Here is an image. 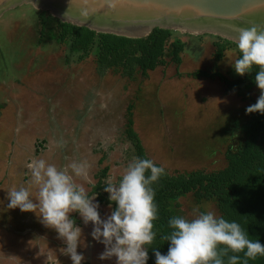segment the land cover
I'll return each mask as SVG.
<instances>
[{
  "label": "rangeland",
  "instance_id": "1",
  "mask_svg": "<svg viewBox=\"0 0 264 264\" xmlns=\"http://www.w3.org/2000/svg\"><path fill=\"white\" fill-rule=\"evenodd\" d=\"M173 32V38L186 42L182 63L128 78L100 69L93 55L80 60L81 53H71L64 44H37V10L31 5L0 17V264H73L62 251L64 241L38 212L8 207V192L27 187L36 197L27 169L32 158L58 168L87 160L88 176L74 179L88 193L104 167L106 178L118 182L136 158L124 134L129 106L147 156L169 174L225 167L226 152L238 146L240 125L248 119L249 102L242 96L257 98L260 90L255 84L229 92L218 80L189 77L198 69H214L217 36ZM235 60V50H229L217 63L229 79L241 76L232 66ZM178 203L187 219L196 208L219 216L213 201H198L192 194ZM112 211L110 205H99L102 219ZM76 219L82 229L81 264H116L115 257L99 259L105 246L91 236L92 223L85 225L79 213Z\"/></svg>",
  "mask_w": 264,
  "mask_h": 264
},
{
  "label": "clouds",
  "instance_id": "2",
  "mask_svg": "<svg viewBox=\"0 0 264 264\" xmlns=\"http://www.w3.org/2000/svg\"><path fill=\"white\" fill-rule=\"evenodd\" d=\"M240 58L232 66L238 75L251 73L258 66L255 83L260 90L257 102L246 109V114H264V28L252 26L238 30L235 41ZM63 147V143L59 144ZM91 165L87 160H73L58 168L45 159L32 158L27 164L29 185L36 188V197L27 187L13 188L8 192L9 208L22 212L39 213L42 223L58 233L73 264L85 259L77 252L82 229L75 225L71 213H79L83 223L93 225L91 236L102 243L105 250L99 259L116 258V264H146L148 247L156 239L153 231L158 218V206L154 202L152 185L166 174L165 168L156 166L151 159L135 158L130 162L122 178L113 182L106 178L104 191L116 207L102 219L96 194L89 195L75 178H86ZM150 173V174H149ZM111 207V205H110ZM170 233L162 236L169 241L166 255L155 251L156 264H242L264 257V245L249 238L248 233L235 221L229 222L214 211L193 210L192 218L174 216L168 221ZM229 253H235L229 255Z\"/></svg>",
  "mask_w": 264,
  "mask_h": 264
},
{
  "label": "trees",
  "instance_id": "3",
  "mask_svg": "<svg viewBox=\"0 0 264 264\" xmlns=\"http://www.w3.org/2000/svg\"><path fill=\"white\" fill-rule=\"evenodd\" d=\"M173 33L171 30L160 28H154L143 38L97 33L85 27L62 22L47 11L37 10V44H64L71 53H81L80 60L84 56L93 55L100 69H111L128 78H132L136 73L146 76L147 72L170 63L179 66L186 42L173 38ZM216 38L212 54L214 69H198L187 75L193 79L219 80L226 91L255 85L258 66H253L251 73L235 79H229L218 70L217 63L222 61L227 51L235 50L236 59L240 58L241 53L236 43ZM258 97L253 98L247 93L242 96L243 101L249 102L247 107L255 104ZM131 110L129 106L124 134L133 147L135 157L149 159L133 129ZM240 131L243 138L235 149L226 152V165L222 169L176 174L165 171L166 174L152 185L155 190L154 202L158 206V218L153 221L156 239L150 246H146V264H156L155 251L167 254L170 242L162 240V236L171 231L168 224L170 218L181 216L178 200L188 194H192L198 201H213L219 217L239 223L250 239L258 240L264 245V114H248V119L240 125ZM107 173L108 167H104L96 174L97 183L92 186L89 195L96 194L99 205H111L114 210L116 205L109 200V194L105 191L102 193L106 187L104 179ZM77 214L71 216L75 223ZM233 254L235 253H229ZM235 255L241 257L242 264L244 253ZM248 264H264V257L258 256L256 260H248Z\"/></svg>",
  "mask_w": 264,
  "mask_h": 264
},
{
  "label": "water",
  "instance_id": "4",
  "mask_svg": "<svg viewBox=\"0 0 264 264\" xmlns=\"http://www.w3.org/2000/svg\"><path fill=\"white\" fill-rule=\"evenodd\" d=\"M22 5L97 33L143 38L154 28L235 43L238 30L264 28V0H0V17Z\"/></svg>",
  "mask_w": 264,
  "mask_h": 264
},
{
  "label": "crops",
  "instance_id": "5",
  "mask_svg": "<svg viewBox=\"0 0 264 264\" xmlns=\"http://www.w3.org/2000/svg\"><path fill=\"white\" fill-rule=\"evenodd\" d=\"M203 80H205V79H203ZM207 81H215V80H207ZM219 81V80H218ZM220 82V81H219ZM221 83V82H220ZM222 84V83H221ZM222 86H223V84H222ZM224 87V86H223ZM225 88V87H224ZM231 91H234V90H229V92H231ZM248 106V105H247ZM246 106V107H247Z\"/></svg>",
  "mask_w": 264,
  "mask_h": 264
}]
</instances>
